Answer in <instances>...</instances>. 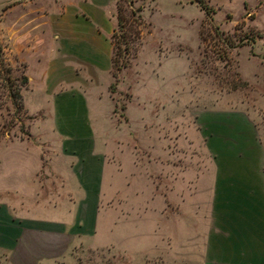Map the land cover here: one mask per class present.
Instances as JSON below:
<instances>
[{
    "label": "crops",
    "instance_id": "obj_1",
    "mask_svg": "<svg viewBox=\"0 0 264 264\" xmlns=\"http://www.w3.org/2000/svg\"><path fill=\"white\" fill-rule=\"evenodd\" d=\"M76 1L54 19L42 18L46 8L29 10L41 23L24 21L25 43L10 45L40 68L32 85L22 59L23 104L38 117L29 137L0 140V264H84L96 251L120 255L125 264L157 256L164 264L182 257L193 264L195 255L197 264H264V140L240 110L208 111L212 118L201 119V134L175 138L193 151L182 165L169 166L171 233L184 228L186 246H145L160 210L135 153L145 149V95L132 93L124 111L144 144L134 146L115 118L112 129L103 124L112 107L110 2ZM176 89L169 91L175 109ZM39 144L50 157L44 163ZM193 149L209 161L194 160ZM149 202L154 212H146Z\"/></svg>",
    "mask_w": 264,
    "mask_h": 264
},
{
    "label": "rangeland",
    "instance_id": "obj_2",
    "mask_svg": "<svg viewBox=\"0 0 264 264\" xmlns=\"http://www.w3.org/2000/svg\"><path fill=\"white\" fill-rule=\"evenodd\" d=\"M197 1L210 9L208 16L200 9ZM109 2V15L114 22L111 34L114 33L116 39L123 32L129 49L125 54L114 55L116 64L125 63L117 72L111 63L112 79L107 86L112 102L111 119L103 124L105 128L112 129L115 118L119 123L118 131H130L133 145L137 146L138 140L133 137L132 132L136 134L138 127L125 117L124 111L127 103L133 100L132 93L139 92L141 95L144 92L147 116L143 135L145 145L142 137L138 144L144 145L145 149L135 151L136 160L148 178L150 198L160 200V203L155 202V209H160L155 211V233L146 237L145 246H186L184 228L179 229L176 235L171 233L170 216L175 205L170 202L169 166L170 163L182 165L186 162V153L193 151L186 150L189 148L187 146L179 145L175 138L188 139L193 132L201 134V119L206 120L209 116L211 119L209 112L240 110L243 116L253 122L259 136L264 140V0ZM69 3L72 6L77 1L0 0V46L12 76L22 72L25 75L24 59L28 64L26 72L31 77V84L36 86L40 69L38 64L29 54L18 58L10 50L12 44L25 43L24 34L29 26L25 27L24 21L31 18H37V23L42 21L41 17L30 15L28 11L43 7L46 8V16L42 18L54 19L59 9ZM117 14L123 24L122 31L117 26ZM21 18L22 23L17 22ZM20 29H23L22 32ZM37 32L38 30L31 32L30 35ZM22 36L23 39H20ZM120 46L123 48L124 44ZM112 58L113 49L111 60ZM174 86L177 87L176 109L173 103L171 106L169 104V91ZM27 87L28 80L27 85L20 91L25 112L16 110L8 99H2L0 140L24 137L23 133L28 132L29 125L38 117L29 114L23 104L22 94ZM160 110L162 113L159 115ZM159 119L161 122H158ZM139 129L141 131V126ZM156 130L161 132L160 145L154 139L157 138L154 135ZM39 145L40 158L44 163L50 157L44 151L43 144ZM177 150L178 153L174 154ZM193 150L194 160L209 161L205 154L201 156L196 149ZM131 204L133 209L135 204ZM152 205L153 202L146 205V212H154L151 210ZM181 206L178 203L179 215L183 212ZM131 246L141 245L131 243ZM162 257H151L144 264H164ZM196 257L197 255L193 264H197ZM131 261V264H137V260ZM119 263L125 264L122 256L96 251L88 255L84 264ZM177 264H190V260L182 257Z\"/></svg>",
    "mask_w": 264,
    "mask_h": 264
},
{
    "label": "trees",
    "instance_id": "obj_3",
    "mask_svg": "<svg viewBox=\"0 0 264 264\" xmlns=\"http://www.w3.org/2000/svg\"><path fill=\"white\" fill-rule=\"evenodd\" d=\"M198 2V6L200 7L201 10H203L204 14L206 16L209 15L210 13V9L202 2L197 1ZM118 13H119V9ZM117 26L121 29L120 31H122V21L121 18L119 16V14H117ZM215 32L216 28H215ZM123 32H121V34L115 39V34L112 33L111 34V43L113 46V58L111 60L112 66H114L115 72H117L120 67L124 66L125 63L124 62H120L118 64L117 60L114 58V55H121V54H125L128 52V46L127 44V40L124 36V34H122ZM121 44H124L123 48H121ZM113 76H114V72H113ZM0 85L2 86V90H0V107L3 104L2 99H8L11 103V105L19 111L25 112V110L23 109V105H22V99H21V89L24 88L27 85V77L23 74V72L19 75H15L12 76L11 75V68L9 66H7L5 64V60L3 58L2 55V48L0 46ZM28 118H30V116H28ZM23 135L25 137H29L28 132H24Z\"/></svg>",
    "mask_w": 264,
    "mask_h": 264
}]
</instances>
